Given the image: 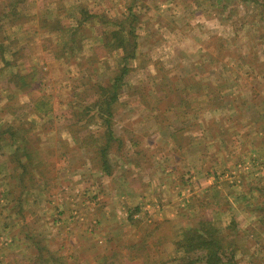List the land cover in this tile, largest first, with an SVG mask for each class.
<instances>
[{
  "label": "rangeland",
  "instance_id": "1",
  "mask_svg": "<svg viewBox=\"0 0 264 264\" xmlns=\"http://www.w3.org/2000/svg\"><path fill=\"white\" fill-rule=\"evenodd\" d=\"M8 10L0 90L15 92L8 74L30 76L17 114L32 156L20 137L2 151L4 194L27 190L0 264H206L185 245L197 229L222 238L209 264H264V0H0ZM128 16L134 59L109 39ZM163 176L176 192L169 214L124 195L130 180L156 197Z\"/></svg>",
  "mask_w": 264,
  "mask_h": 264
},
{
  "label": "trees",
  "instance_id": "2",
  "mask_svg": "<svg viewBox=\"0 0 264 264\" xmlns=\"http://www.w3.org/2000/svg\"><path fill=\"white\" fill-rule=\"evenodd\" d=\"M9 13H11V11L8 10L6 12H3L0 15V23H1L0 27H4V25H7L10 22V21H7V16ZM131 18L132 16H128L126 18L127 22H124L126 21L125 19L124 21H121L120 23H118L116 25L117 26L116 30H114L109 37L111 43L113 44L115 48L122 49L124 51V53L126 54L125 59L126 58L134 59L137 56V49H136L137 36L135 35V30H134L136 28L134 25L137 21V18L134 17L132 18V20ZM124 23L129 24L128 28L133 29L134 43L131 45H128L123 42V40L125 39L123 36ZM3 52H4V49L3 50L1 49V53H0L1 57H4ZM128 70H129L128 67L126 70L124 69L125 72L122 74V76L125 73H127ZM6 77H8L11 82L16 84L17 87L15 86V92H12L9 88V90L11 91L10 94H9L8 89H5V90L1 89L2 92L0 90V94H1L0 106H2V109H0V115H3L4 113L5 114L9 113V116H11V118H8L9 121L7 122V124H9V129L12 132L11 136L5 137L4 135L5 132H3L2 127H0V159L2 158V155H3L2 151L9 146L13 138L20 137L22 138L21 139L22 143H25L23 145H26V147H23V149L25 151V156H26L27 161L30 162L32 153L30 152L31 147L27 146V143L29 140V131L31 130L21 125V115L17 113L20 109L21 110L26 109V105L28 104V102H24V105H21L19 102V99L23 97L24 95H27L26 91L29 90L30 88L32 89L33 84L30 81V76L28 74L22 75L20 71L8 74ZM122 78L123 77H119L115 79L114 84L112 86L115 89V91L112 94H109V99L105 100L106 106L105 108H103L102 115L105 116L106 126L110 124V121L111 122L113 121L112 119L114 118V109L112 107H113V103L116 102L115 100L117 99L116 88L119 86V85L117 86V84L122 82ZM32 108L35 109V112L39 117H45L46 115L48 116V113H49L48 106H45V108H43V106H40V105L38 106L37 104H34ZM108 127H111V126H108ZM5 142H8V144H5ZM18 149H21V148H18ZM25 163L26 162H23V161L20 164L18 163V166L16 167V169L21 168V169H25L26 172H28L30 169V166H29L30 164H25ZM103 168L104 170L102 169V171H105V170L107 171L106 166H104ZM11 176L12 174L6 175L5 177L7 179L8 177H11ZM12 178H14V176H12ZM20 186L24 190H27L26 185H20ZM210 230L207 229L203 231V230L197 229L195 238L192 240L191 243H188L189 241L188 236L184 235V241L186 242L185 245H190V247H196L197 249H200L201 251L205 253V257L203 256V261L206 262V264L210 263L209 261L212 258L211 254L213 253V251L222 252V253L224 252V245L222 244L221 236L218 234L212 233ZM218 247L220 248L219 250L217 249Z\"/></svg>",
  "mask_w": 264,
  "mask_h": 264
},
{
  "label": "crops",
  "instance_id": "3",
  "mask_svg": "<svg viewBox=\"0 0 264 264\" xmlns=\"http://www.w3.org/2000/svg\"><path fill=\"white\" fill-rule=\"evenodd\" d=\"M2 92V90H1ZM1 96V94H0ZM2 116H9V113H4ZM11 118V116H9ZM154 168H160V165L157 166L156 164V159L154 160ZM139 166V165H138ZM132 167L133 170H137V168L139 167ZM152 167V169H154ZM173 171V170H172ZM158 172V171H157ZM3 174L6 176V170L3 172ZM139 177H142V174H138ZM136 177V176H133ZM1 178V177H0ZM10 177L7 178V180H9ZM6 180V184L8 183V181ZM11 180V178H10ZM13 180H11V183H13ZM129 181L127 182V187H125L124 189V195L128 194L129 195V200L128 201H132L133 203H136V207L137 210L141 209L144 212V206L147 207V211L149 210V206L152 204L154 206V211H157L159 213V210H157V204H160L162 206V213H159L161 216H164V214H169V212L172 211V194L176 193L174 190H172L170 187H172L171 185V178L170 177H166L163 176V178H161V182L164 183L166 182L168 184V187L163 186L161 187L160 183L158 180H156V182L152 181V185L155 187V189H157L156 191V197H158L159 200H157V198L155 196H153V194L155 193L153 190H149V191H145L144 187L141 186L140 184L137 185V188L132 190L130 189L129 186ZM13 188L16 189V186L11 185ZM142 187V188H141ZM22 187L20 186V190L18 192L13 191V197H10L9 195H5L4 194V190L0 187V192L2 194V199H0V259L4 256L7 255L8 253H13L14 249L17 247H14L15 243H16V236H14L13 233H9V231L5 230L8 228H12L13 223L15 221L16 218H18V216H16V213H18V208L15 209V204L17 205L18 203H21V196H22V191H26V190H22ZM121 187L118 186L117 189L119 191V193L121 192ZM116 190V189H115ZM116 192V191H115ZM8 198L7 199L5 198ZM179 200H182V198H178ZM15 200V202H13ZM143 200L142 203H140V201ZM154 201V202H152ZM162 203H166V205L162 204ZM132 222V221H131ZM12 223V224H11ZM13 232V231H12ZM19 242V239L17 240ZM14 247V248H13ZM13 248V249H12Z\"/></svg>",
  "mask_w": 264,
  "mask_h": 264
}]
</instances>
